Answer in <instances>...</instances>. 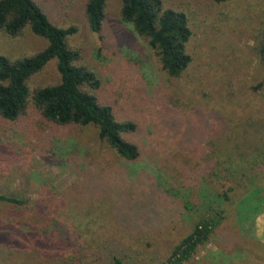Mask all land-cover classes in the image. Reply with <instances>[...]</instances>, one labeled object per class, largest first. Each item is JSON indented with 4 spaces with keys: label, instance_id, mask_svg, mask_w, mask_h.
Returning <instances> with one entry per match:
<instances>
[{
    "label": "rangeland",
    "instance_id": "1",
    "mask_svg": "<svg viewBox=\"0 0 264 264\" xmlns=\"http://www.w3.org/2000/svg\"><path fill=\"white\" fill-rule=\"evenodd\" d=\"M38 1L58 26L77 27L69 42L116 118L135 122L141 155L116 158L93 127L44 125L30 104L19 123L0 121V193L25 199L0 203V264H168L173 246L214 214L207 240L180 264H264V0H164L190 30L178 77L120 20V0H106L103 41L83 21V0ZM43 45L28 29L0 35L9 57ZM58 80L51 58L26 85Z\"/></svg>",
    "mask_w": 264,
    "mask_h": 264
},
{
    "label": "trees",
    "instance_id": "2",
    "mask_svg": "<svg viewBox=\"0 0 264 264\" xmlns=\"http://www.w3.org/2000/svg\"><path fill=\"white\" fill-rule=\"evenodd\" d=\"M105 3L106 0H83L81 5L83 21L99 41L105 39ZM119 17L135 34L147 39L148 46L155 50L160 68L168 76L181 74L190 61L186 51L190 30L184 12L166 6L164 0H120ZM25 29L42 38L44 45L35 52L15 57L0 54V121L19 123L28 116L30 104L42 124L61 128L93 127L98 140L116 158L136 162L141 155L138 144L132 139L136 124L131 119H117L113 105L96 93L100 85L96 71L82 62V55L68 39L76 34L77 27L58 26L38 0H0V35L17 38ZM256 50L264 76V29L256 42ZM51 58L56 60L58 82L29 90L27 79ZM260 163H257L258 172L263 173ZM210 167L209 164L208 169L203 167L202 171ZM224 194L221 195L226 199ZM0 203L21 206L25 199L0 193ZM218 222V214L196 222L173 246L166 262L180 264L186 260L197 245L207 240ZM109 264L122 263L119 258L111 257Z\"/></svg>",
    "mask_w": 264,
    "mask_h": 264
}]
</instances>
